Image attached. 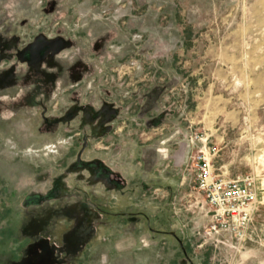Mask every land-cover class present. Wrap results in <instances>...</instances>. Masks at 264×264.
Listing matches in <instances>:
<instances>
[{"label":"rangeland","instance_id":"obj_1","mask_svg":"<svg viewBox=\"0 0 264 264\" xmlns=\"http://www.w3.org/2000/svg\"><path fill=\"white\" fill-rule=\"evenodd\" d=\"M0 264H264V0H0Z\"/></svg>","mask_w":264,"mask_h":264},{"label":"built area","instance_id":"obj_2","mask_svg":"<svg viewBox=\"0 0 264 264\" xmlns=\"http://www.w3.org/2000/svg\"><path fill=\"white\" fill-rule=\"evenodd\" d=\"M204 149L209 155L199 156L196 181L198 193L215 212L213 230L220 231V227L230 221L250 222L258 203L255 180L251 176L239 175L228 179L216 174L212 156L217 154V150L206 149V146Z\"/></svg>","mask_w":264,"mask_h":264}]
</instances>
